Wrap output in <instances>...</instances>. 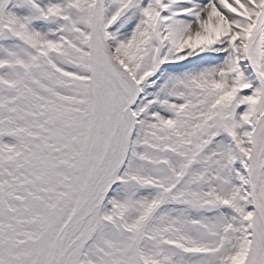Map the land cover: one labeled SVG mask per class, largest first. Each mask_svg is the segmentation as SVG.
<instances>
[{
    "label": "snow or ice",
    "instance_id": "6c2138e0",
    "mask_svg": "<svg viewBox=\"0 0 264 264\" xmlns=\"http://www.w3.org/2000/svg\"><path fill=\"white\" fill-rule=\"evenodd\" d=\"M0 264H264V0H0Z\"/></svg>",
    "mask_w": 264,
    "mask_h": 264
}]
</instances>
